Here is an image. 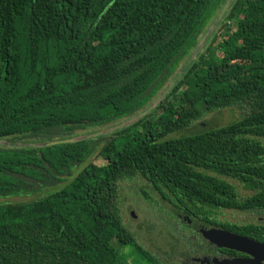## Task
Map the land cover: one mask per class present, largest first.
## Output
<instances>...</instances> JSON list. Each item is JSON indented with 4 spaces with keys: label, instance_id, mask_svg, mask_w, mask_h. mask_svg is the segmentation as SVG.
<instances>
[{
    "label": "trees",
    "instance_id": "16d2710c",
    "mask_svg": "<svg viewBox=\"0 0 264 264\" xmlns=\"http://www.w3.org/2000/svg\"><path fill=\"white\" fill-rule=\"evenodd\" d=\"M227 2L0 0V140L69 139L139 116ZM234 107L240 120L168 138ZM137 176L205 225L264 243V223L217 219L264 211V0H235L134 125L72 144L0 146V264H121L122 247L162 264L118 206L119 185Z\"/></svg>",
    "mask_w": 264,
    "mask_h": 264
},
{
    "label": "rangeland",
    "instance_id": "374dc122",
    "mask_svg": "<svg viewBox=\"0 0 264 264\" xmlns=\"http://www.w3.org/2000/svg\"><path fill=\"white\" fill-rule=\"evenodd\" d=\"M216 30L217 28L214 32ZM205 35H203V38ZM203 38L200 39V42ZM243 115L244 112L237 107L214 111L206 114L190 128L174 133L168 138H177L200 132L202 128L199 124L205 125L206 123L205 128L226 126L240 120ZM130 122L131 120H125L108 128L96 127L82 134H94L115 126L129 124ZM237 187L242 196L249 195V192L238 184ZM119 195L118 206L123 221L129 231L136 237L137 242L146 251L159 258L162 264H188L187 259L192 256L189 246L193 244V241L180 240L175 228L178 227L179 230L180 228H183V230L187 228L177 220L172 204L152 191L148 183L139 176L122 181L119 185ZM4 201V199L0 198V204ZM132 211L135 212V217H132ZM217 213V219L223 223L238 225L264 223V211L238 212L218 210ZM120 253L121 264H147L139 252L132 247H122L120 248Z\"/></svg>",
    "mask_w": 264,
    "mask_h": 264
},
{
    "label": "water",
    "instance_id": "95a60500",
    "mask_svg": "<svg viewBox=\"0 0 264 264\" xmlns=\"http://www.w3.org/2000/svg\"><path fill=\"white\" fill-rule=\"evenodd\" d=\"M234 1L235 0H228L226 5L223 7L222 11L220 12L218 18L215 20V22L213 23L209 31H207L205 37L200 42L197 49L194 51L193 55L189 58V60L187 61L183 69L177 75L176 79L170 84L168 89L160 96V98L150 108L145 110L139 116L133 119H130L131 122L129 124L115 126L105 131H100L94 134L83 135V136H78V137L69 138V139L54 140V141L43 142V143L24 144V143H11L6 140H0V146H5V147L7 146V147H14V148H24V147L40 148V147L57 146V145H62V144H72V143H77L80 141L104 136V135L113 133L116 130L123 129V128L134 125L138 121L148 116L151 112L156 110L157 107L166 98V96L172 91L175 84L182 77L186 69L192 64L193 61L197 59V56L199 55V53L204 49L208 39L210 38L214 30L218 27V25L221 23V21L224 19L226 13L229 11ZM8 200L13 201V202H21V201L27 200V198H12ZM132 217H135L134 211H132ZM201 233L206 240H208L211 244L216 245L218 248H225V249L232 250V251L248 256L245 258L213 260V264H264V243L262 242L253 240L251 238H248L243 235L236 234V233L224 230V229H217V228L201 229ZM201 262L203 264L206 262L210 264V262H208L207 260H202Z\"/></svg>",
    "mask_w": 264,
    "mask_h": 264
},
{
    "label": "flooded vegetation",
    "instance_id": "af4514ba",
    "mask_svg": "<svg viewBox=\"0 0 264 264\" xmlns=\"http://www.w3.org/2000/svg\"><path fill=\"white\" fill-rule=\"evenodd\" d=\"M172 206L175 210L174 214L177 220L180 221L187 228L185 230H183V228H180V230L178 227L175 228V231L178 232L180 240L186 239L187 241H193V244L189 246L190 253L192 254V256H189V258L187 259L188 264H203L201 262L202 260H207L208 262H210V264H213V260L248 257L247 255L225 248H218L216 245L211 244L208 240L203 237L201 229L220 228L213 225H205L197 218L190 217L185 214L184 211H182L177 206L173 204ZM204 264L208 263L206 262Z\"/></svg>",
    "mask_w": 264,
    "mask_h": 264
}]
</instances>
